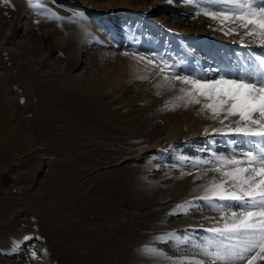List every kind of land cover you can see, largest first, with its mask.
Here are the masks:
<instances>
[{
    "label": "bare ground",
    "instance_id": "bare-ground-1",
    "mask_svg": "<svg viewBox=\"0 0 264 264\" xmlns=\"http://www.w3.org/2000/svg\"><path fill=\"white\" fill-rule=\"evenodd\" d=\"M48 1L51 6L41 9L40 2L35 0H0V17L13 15V24H18L22 16H27L25 30H32L39 15L55 26H44L46 39L53 46L43 56V52L33 45L25 46L21 40L13 42L18 29L16 25L9 29L6 43L13 45L17 52L9 55V59L0 60V164L4 165L12 156H17V149L29 152L33 140L47 138L58 144L61 142L65 150L82 154L96 147L99 154L114 158L110 161L114 165L127 161L135 164L143 155L158 151L160 155L155 165L157 171H162V177L156 180L162 181L168 179L171 170L168 156L174 160L178 157L176 165L187 166L194 156L184 153L183 148L198 157L203 151L194 147L196 143H204L211 155L221 156L218 153L223 155L222 149L217 153L213 151L218 134L232 135L229 140L238 137L231 129L236 128L239 117L225 119L227 112L218 111L213 118L211 109L204 107L212 101L199 96L194 86L184 83L183 78L215 77L221 72L233 77L264 72V52L254 50L264 46V34H259L260 29L252 24L236 26L244 9L225 8L217 0H204L203 7L195 8L192 19L187 21L182 18L185 12L180 9V3L185 0H167L168 16L164 15V20H155L154 14L159 11L153 15L149 13L145 6L147 0ZM229 2L236 0H226L227 5ZM213 15L220 18L213 19ZM223 16L231 19L222 22ZM117 26L125 33V40H140L143 36L153 38L155 50L167 62L175 60L180 67L166 73L155 64V68H151L148 65L151 61L145 53L123 50L125 43L116 35ZM106 32L116 39L111 41L113 44L101 40V34ZM249 32L254 34L248 35ZM207 37L250 45L253 50L247 52L238 48L234 54L222 51L219 52L224 55L221 59L213 57L217 61L206 59L200 63V59L194 57L186 59L190 55L189 48L210 41ZM109 43L115 45L114 48H109ZM81 48L86 52L84 60L80 58ZM57 49L63 56L61 60L58 57L53 59ZM213 49L205 48L207 57L212 55ZM195 53V57L203 59L199 51L195 50ZM143 70L149 75H140ZM25 88L29 89L28 94ZM19 92L25 100L31 101L24 102L20 114L15 116L25 132L12 121L15 94ZM189 92L200 103L190 102ZM229 148H235L234 143ZM204 165L209 168L196 175L203 178L204 184L200 191L197 190V197L203 196L201 192L205 195V188L212 184L213 178L220 179V174L214 171L216 167ZM135 167L129 170V174L127 172L126 178L114 181L109 187L95 184L92 194L98 196L87 204V208H80L77 218L52 215L26 203H13L14 213L9 217L0 216V264H36L32 258L40 260V264H159V258L156 263L135 247V242L133 245L132 235L142 231H132L121 216L146 210L145 206L154 198L153 185L146 187L140 183L141 173ZM181 175L187 174L183 172ZM101 177L97 175V178ZM192 184L190 177H184L168 192L159 194L158 191V199L164 200L176 192L190 193L194 190ZM212 203L213 200L188 197L182 209L184 212H176L181 214L172 217L174 222H170L171 218L166 223L158 221L165 224L167 233L173 232L174 227L185 226L181 232L190 234L187 231H196V225H201L198 217L206 221V226L215 227L221 218L231 220V212L237 211L226 207L227 214H216L212 206L209 207ZM84 209L92 211L90 216L82 215ZM186 212L190 216L184 217ZM131 219H137V216Z\"/></svg>",
    "mask_w": 264,
    "mask_h": 264
},
{
    "label": "rangeland",
    "instance_id": "rangeland-1",
    "mask_svg": "<svg viewBox=\"0 0 264 264\" xmlns=\"http://www.w3.org/2000/svg\"><path fill=\"white\" fill-rule=\"evenodd\" d=\"M35 1L40 2L41 9L43 8L47 9L48 7L51 6L50 1L48 0H35ZM202 1L204 0H185L184 2H181L180 9L185 12L182 18L187 21L191 20L194 11H196V9L199 7H203ZM217 1L222 2L225 8H231V7L237 8L236 2H239V0H236V2L234 3L229 2V5H227L226 0H217ZM166 3L167 0H156V1L147 0L145 6H147V11L152 15L156 11L160 12L154 14L153 18H155L156 20L159 18L163 19L162 17H165L164 15L168 16V14H166V9H167ZM244 11H246V9H244ZM13 18H14L13 15L9 17H5V16L0 17V57H2V59L0 60L9 59L10 56H13L17 52V49L13 45L6 43V40L9 37V29L14 25H16L15 27L16 29H18V31L16 34L17 37L13 42L21 40V42L25 46L33 45L36 48V50L39 49L41 52H43L42 56L45 55L46 52L52 48L53 44L50 42V40L46 39V32L44 27L49 25L55 27L52 21L43 18L42 15H39L38 19L34 21L35 23L32 30H30V28L25 30L24 21L25 19H27V16H22L21 21L18 24H13L12 22ZM168 21H172V20H168ZM109 28L110 27H108L107 30H109ZM115 30H116V35L120 38V41H124L123 43H125L123 44L125 45L123 50L127 48L129 51H132V49H134L137 52L145 53V56L148 57L149 60L151 61L150 63H148V65L151 68L154 69L156 65V68H159L160 70H164L163 72L167 73V71L170 70L173 71L175 68L176 69L174 71H176L180 67L179 63L176 62L175 60L167 62V60L164 59V57H162L159 54V51L155 50L156 43L154 40H152L153 38L148 39L147 37L143 36L142 38L140 37L141 38L140 40L139 39L125 40V35H124L125 33L120 29V27L117 26ZM100 38L101 40H104L103 42H111V41L114 42L116 40L114 39V37L112 38L110 32L101 34ZM105 39L108 40L106 41ZM207 39L210 41H203L205 43H202L201 45H198L196 43L193 47H190L189 48L190 55L186 59L190 60L194 57L195 59H200V63L201 61L206 59L211 61H217L213 59V57H216L218 60L221 59L224 55H220L219 52L222 51H228L230 54H234L235 50L238 48L243 49L247 52L253 50V47L250 45H241L233 41H226L224 39H219V38L207 37ZM147 41L149 42V44ZM217 42L219 43L215 45V43ZM112 44L109 43L110 45L109 48H114L115 45ZM207 47L214 48L210 52V54L212 55L209 57L206 56L204 51L205 48ZM83 49L84 48H81L79 51H80V58L82 57L81 59L84 60L86 58L85 56L86 52L84 53ZM195 50L199 51V54L201 57H203V59L195 57L196 55ZM254 50L258 51L259 53L264 52V46H260L259 48H255ZM57 57L59 60H61V58L63 57L58 49L54 53L53 59L56 60ZM144 72L146 73V71L143 70V72L140 73V75L141 74L146 76L149 75V74H145ZM173 72L172 73L168 72V73L173 74ZM115 74L116 73L114 72V75ZM28 91L29 89L25 88L26 94H28ZM15 96H16L15 97L16 106L15 108H13L12 121L15 123L16 126L19 125L17 127H19L20 130H22V132L23 131L25 132L26 129L23 127V125L18 123V121L15 119L16 118L15 116H18L20 114V111L22 110V104L24 102H28V101L31 102V101L30 99L25 100L23 98L22 92L16 93ZM218 135L220 136L216 137L214 143L215 149L213 151L217 153L220 152V149H222L224 153L223 155L219 153L218 155L221 156H215L213 154L211 155L210 154L211 151L208 148H206L207 145L204 143L202 144L196 143L197 145L194 147L197 150L203 151V153L200 154L198 157H196L197 154L192 153L191 151L188 150V148H183L182 151L184 153L188 152L190 153L191 157L194 156L193 157L194 162L190 159L189 164H186L187 166L176 165V162H178L177 161L178 157H176V159L174 160L173 158H171V156H168L171 170L168 179L162 181L156 180L157 177H162L161 175L162 171L161 170L157 171L155 165L158 162L157 158H159L160 155V152L158 151H152L150 154L143 155L142 160L135 164H131L130 161H127L123 164L114 165L110 162L114 158H109V155L103 153L99 154L98 152L95 151L96 147L90 148L89 151L82 154L79 151L65 150L61 142H59L58 144L57 142L50 141L47 138L33 140L30 145L31 150L29 152L26 149L25 150L17 149V156H12V159L7 163H5L4 165L0 164V216L6 215L5 217H9L10 215L13 214L14 211L11 207L13 203H17L20 205L26 203L29 206L34 205L36 208H39V210H45L46 212H50L52 215L61 214V215H66L70 218H77V216L80 215L81 213L80 208L83 207L87 208V204L91 203V201H94L96 196H98V194L96 193L92 194L95 188V184L97 183L104 184L105 187H109L113 185L114 181H120L126 178L125 176L129 174V170L136 166L137 168L135 167V170L141 173V176H139V182L142 183L143 185L145 184L146 187H150L149 185H153L152 188L154 190L152 193H154V198H152L153 199L152 203L149 202L150 204L145 206L146 210H139L133 213L132 212L128 213L127 215H121L124 218L123 222L126 223L127 226L131 227L132 231L133 230L142 231L139 234L132 235V237L134 236V239L132 240L133 245L136 244L135 247H139V249L142 250L141 252H143V254L145 253L144 255L146 254L149 255V257L156 263L158 262V258H159L160 259L159 264H209V261L212 258L205 253L204 249L207 248L209 252L214 251L215 246L219 244L221 241V238L216 236L211 231H209V229L217 228V227L222 228L223 223H219L215 227H209L205 225L206 224L205 220H202L200 217L197 216L198 223L199 224L201 223V225L197 224L196 231L190 232L189 230L187 232H189L190 234L188 233L185 234L181 232L182 231L181 228L185 226L182 225L183 227L181 228L180 226L176 228L174 227L172 230L173 232L167 233L165 231L167 230V227L165 226V224L161 222L164 221V223H166L168 222L167 219L170 218H171L170 222L171 223L174 222L172 217H174V215L181 214L176 212H184V210L182 209L185 208L188 197L197 200L196 193H198L204 187V184L202 180L203 178L199 179L196 175L198 172H201L205 168H209L207 165L204 164L207 163L209 166L218 167L220 166L218 157L231 158L232 153L233 154L239 153L243 149L244 151H247L248 147L250 148L253 147L254 143H258L260 140V138L257 137L250 138L249 136H243L237 133H234V135L238 137L234 139L232 138L230 140L229 138H231L232 135L222 134V133ZM254 139L255 141H253ZM256 140H258V142ZM227 141L230 142L231 144H228ZM233 141H236V143H234L235 148H231L230 150L229 147L230 146L233 147ZM241 141H243L244 143H241ZM239 148L241 150H237ZM22 153H25L26 155L21 156ZM195 158L197 160H195ZM199 159H201V162ZM192 166L194 168H192ZM183 172L187 174L184 177H190L191 180H193L192 185H194V190L196 192L194 190L191 191L190 193L182 192V194L176 192L171 197H169L170 200H168L169 199L168 197H165L164 200L162 199L159 200L158 191H160L159 192L160 194V193L168 192V190L172 189L175 183L182 181L184 179V177L181 175ZM97 175L103 177L97 178ZM83 184L84 186H82ZM201 195H204L203 192H201ZM184 202L185 204H183ZM213 202L214 203H212L211 205L224 204L221 203L219 200H213ZM209 207L211 206L209 205ZM225 209L226 207L223 209V211H219L216 210V208L212 207V210L215 211L216 214H220V213L227 214V212H225ZM90 212L92 213V211L88 212L87 210L84 209L82 215L90 216L91 214ZM135 215L137 216V219L132 220L131 218L132 217L135 218ZM183 216L184 217L190 216V213L186 212V215ZM22 217H25V214H23ZM158 220L161 222H159ZM175 220L178 219L175 218ZM224 220H228V219H226L225 217ZM1 223L2 222L0 219V225ZM158 225L161 228H159ZM149 235H151L152 237ZM157 235L161 236L162 238L158 237ZM156 240H158L159 243ZM224 244H227L229 246H234L232 247V250L235 253L242 254L245 257L244 260L232 261V264H247L249 260H252V264L264 263V252H260L259 248L253 249V251L251 252H244L243 248L245 247V245L241 243V241L236 239H233L231 241H224ZM197 245H199V247ZM148 251L150 254L147 253ZM24 259H26V257H24ZM31 261L36 264H40V260H37L35 258H32Z\"/></svg>",
    "mask_w": 264,
    "mask_h": 264
},
{
    "label": "snow or ice",
    "instance_id": "snow-or-ice-1",
    "mask_svg": "<svg viewBox=\"0 0 264 264\" xmlns=\"http://www.w3.org/2000/svg\"><path fill=\"white\" fill-rule=\"evenodd\" d=\"M236 7L246 9L240 12V22L236 26L246 27L252 24L260 29L259 34H264V0H239ZM212 18L220 17L213 15ZM230 19L229 16H223L222 22ZM183 82L193 85L199 96L212 101L204 107L211 109L213 118L218 111H226L225 119L239 117L236 128L231 131L260 138L247 151L234 153L231 158L218 157L220 166L214 171L220 174V179L217 181L213 178L212 184L205 188V195L197 197L209 202H230L226 205L210 204L219 211H223L225 207L237 209L231 212V220L221 218L218 221L223 223L222 228L209 229L221 238L215 250L209 252L207 248L204 249L212 258L209 264H232V261L244 260L245 257L235 253L232 250L234 246L224 244V241H241L245 245L244 252H251L256 248L264 252V72H248L235 77L221 72L215 77L201 76L194 80L183 78ZM188 95L192 98L190 102L200 103L199 99L192 97L191 92ZM247 264H252V260Z\"/></svg>",
    "mask_w": 264,
    "mask_h": 264
}]
</instances>
